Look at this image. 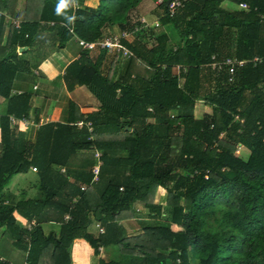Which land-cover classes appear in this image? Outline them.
<instances>
[{"label":"trees","instance_id":"1","mask_svg":"<svg viewBox=\"0 0 264 264\" xmlns=\"http://www.w3.org/2000/svg\"><path fill=\"white\" fill-rule=\"evenodd\" d=\"M16 1L0 0V13L12 14ZM140 1L98 0L95 8L73 10L68 0L58 14L60 0H24L23 22L18 30L8 27L0 52V98L6 103L0 116V228L25 254L24 264H77L86 247L94 255L112 247V257L98 264H264V0H181L171 15L173 0H164L154 28L145 25L153 23L149 19L140 22ZM224 1L236 11L222 9ZM3 22L0 16V39ZM68 26L85 42H101L115 27L118 35L127 34L120 43L129 57L99 46L79 50L64 79L85 87L98 106L80 111L71 105L67 123H47L33 143L26 142L20 121L28 115V95L10 94L14 73L27 68L25 51L17 55L15 48L30 46L41 28L61 45L70 38ZM166 26L181 43L167 47ZM227 60L235 63L231 73ZM198 101L210 106L208 118L192 115ZM9 117L17 119L15 126ZM78 122L90 123L91 132ZM238 145L248 152L245 160L234 155ZM79 151L91 152L90 159L100 154L96 180L91 170L76 177L74 190L59 201L51 194L54 200L6 197L3 203L13 176L33 166L47 184L51 169L66 166ZM158 187L166 191L169 223L123 236L115 223L131 218L136 203L154 209ZM48 209L60 227L44 235L40 225L47 220L40 213ZM92 225L103 230L96 238Z\"/></svg>","mask_w":264,"mask_h":264},{"label":"crops","instance_id":"2","mask_svg":"<svg viewBox=\"0 0 264 264\" xmlns=\"http://www.w3.org/2000/svg\"><path fill=\"white\" fill-rule=\"evenodd\" d=\"M97 1L98 0H85L83 4L89 8H95L97 6ZM23 9L24 0H17L13 11L11 12L12 14L0 13V16H4V19H6V21L3 22L4 27L0 39V52L1 47L6 43L8 27L10 25L13 26L12 22L16 24L19 23L20 27L21 22H23ZM48 23L50 22H46V25H48ZM59 43L60 40L54 33L50 32L49 29L41 28L37 30L35 40L30 46L19 47L17 44V47L15 48L19 49L21 53L25 51V54L21 59L26 62L27 68L14 73L10 86V94L18 95L26 93L28 95L29 110L27 117L23 120L26 122V125L22 122L24 129L22 134L24 140L29 143L35 141L38 130L41 126L47 123L54 125L67 123L72 118V109H70L71 105H75L80 111L83 108H93L98 106V103L95 102V99L85 87L77 85L73 86L70 82L64 79V68L71 61L76 59L78 55L73 54L74 47L71 45L70 38L61 45H59ZM41 44H43V46ZM5 109V100L0 98V116L5 113ZM80 153H83V151L71 155L66 166H63L60 169L74 170L76 167L74 161L77 156L79 157L78 154ZM90 160L92 161V159ZM91 166H93L92 163L89 165L86 173L91 170ZM19 176H21V174L15 175L12 178L19 180ZM15 187L19 188V190L21 189L19 195L23 196L24 199L32 198V190L26 191L27 184H20V186L15 185L14 188ZM24 193H26V195H24ZM40 214L41 218L44 217L47 220L40 225L43 234L47 235L50 232H57L60 227V218L56 215L54 210L48 209ZM126 221L127 220H122V222L118 221V224ZM89 233L95 238L100 234L95 225H92L89 228ZM82 244L84 243L82 242ZM80 249L84 250L85 248L83 245L80 246L78 252L81 253ZM86 249L87 252L85 254L77 253V264H98L100 259L112 257V247H101L98 255L89 253L91 251L90 247H86ZM24 258L25 254L12 245L11 238L6 232H4L3 228H0V262H5L7 264H24Z\"/></svg>","mask_w":264,"mask_h":264},{"label":"rangeland","instance_id":"3","mask_svg":"<svg viewBox=\"0 0 264 264\" xmlns=\"http://www.w3.org/2000/svg\"><path fill=\"white\" fill-rule=\"evenodd\" d=\"M163 1L164 0H141L139 3H141L144 9H143L142 14L139 15V18L149 19L148 21H151V22L157 20L162 15V8L158 6L161 5ZM173 1H176V0H173ZM83 2H85V0L78 1L77 5L79 8L87 7V6H84ZM221 7L222 9H225L226 11H229V12L236 11L237 9V7L234 4L230 3V1L229 2L224 1L221 4ZM4 14H9V13H4ZM4 21H6V19H4ZM153 23H151L150 25L153 26L154 25ZM58 25L59 24H57V26ZM159 27L156 28L154 31L157 32ZM107 31H109L112 36L113 35L117 36L119 33L115 27L109 28L108 30L104 31L103 34H105ZM163 32L165 36L168 37L167 47H174L176 44L181 43V40L179 39L177 33L173 31L171 27L169 26L164 27ZM132 37H133L132 35L128 37L130 42L133 40ZM142 42L143 44L145 43L147 47H150L153 45V44L146 43L145 40H142ZM41 45L43 46V44ZM71 45L74 47L73 54L79 55L80 53L79 48L75 44L73 39H71ZM15 53L20 55L21 52L19 49H15ZM123 65H124V62H122L121 60L117 62L116 69L118 70L119 73L122 72ZM105 67L106 66L103 67V70H105ZM176 70L177 68L174 69L175 73H176ZM117 74L113 75L112 77L113 81L117 80ZM169 114L171 117L176 115L175 112H170ZM209 114H210V106L207 103H204L203 101H200V102L198 101L195 103L193 112H192V115L195 118L197 119L202 118V117L208 118ZM148 122L153 123V121L151 120H147V123ZM78 155H79V157L77 156L78 159L76 158V160L74 161V165H76L74 170H69V169L62 170V169H58L55 167L52 168L51 169L52 172H49L50 181L47 184L39 180L37 173L32 170L33 166H31L28 169L27 174L19 176L20 177L19 180H16L15 178H11L12 180L10 179L11 181H9L7 186L2 191V194L4 197L2 198L3 203L5 204L9 202V200L6 197H11V199L14 202L17 200L22 201L24 199L23 196L19 195L21 189L19 190V188L17 187L14 188L15 185L20 186V184H24V185L27 184L26 191L32 190L31 191L32 198H40V199L45 198V197L51 198L52 196L50 195L53 194V196H57V197L56 198L52 197V199L54 200L55 198L59 201L60 196L64 195L66 191L71 192L74 190L72 184L70 183H72V181H74L76 177L82 178V175L86 173L87 169L89 168L90 154L83 152ZM234 155L242 160H245L247 158L248 152L244 147H241L240 145H238L234 151ZM92 160H94V157L92 158ZM86 177L88 178L89 175L87 174ZM29 187H32V188H29ZM81 187L82 189L85 188V186L83 185H81ZM24 195H26V193H24ZM166 198H167V195H166L165 189L158 187L156 188L154 196L152 198V203L155 206L154 209L147 210L146 208L142 207L141 204L136 203L135 207L133 208L131 212V218L126 219L127 221L121 224H118L119 222L115 223L116 226L121 229V234L123 236L135 235L141 230V228L144 225L165 226V224L169 223V218H170L169 211L164 206ZM131 263H134V262H127V264H131ZM167 264H174V263L168 262ZM190 264H195V262L191 260Z\"/></svg>","mask_w":264,"mask_h":264},{"label":"built area","instance_id":"4","mask_svg":"<svg viewBox=\"0 0 264 264\" xmlns=\"http://www.w3.org/2000/svg\"><path fill=\"white\" fill-rule=\"evenodd\" d=\"M78 1L79 0H71V7L73 10L79 8L78 7ZM181 0H176V1H172V2H168V12L171 15L178 7H180ZM239 7L241 9L245 8L244 4H240ZM140 22L142 24H145L144 19H140ZM154 27H157V23H153ZM13 25V29L18 30L19 29V23L16 24L14 22H12ZM54 23L50 22L48 23V26H53ZM63 26L62 23H59V26ZM146 26L150 27V28H154L152 25L150 24H145ZM66 31L70 37V39H73L75 44L78 46L79 50H86V51H92L94 50L97 46H99L100 48H105L107 50H115L116 53H119L121 55V57H125L128 58L129 57V53L128 51L121 45L120 41L121 38L127 36L126 33L122 32L119 35H113L111 37L105 38L103 39L101 42H85L79 38H77L72 30V27H66ZM257 59H253V61H256ZM224 66L229 67V72H232L233 66L235 65L234 61H229L227 60L226 62L223 63ZM243 64V61L237 62V65L240 66ZM211 68H214V66L212 65ZM9 124L10 127L15 126V124L18 122L17 119L13 118V117H9ZM24 119H22L20 122L24 123L26 125V122L23 121ZM234 121L237 122H242L237 116L234 117ZM23 125V124H22ZM76 126L78 128H81L83 126H85L87 128L88 132H91V126L90 123L86 122H78L76 123ZM94 158H95V164L93 165V167L91 168V175H92V180H96L97 179V175L99 172V167H100V154L95 152L94 153ZM35 172V168L32 169ZM34 225L33 221H31L28 225H27V230H29L32 226ZM98 227V226H96ZM98 232L101 234L102 233V229L98 227ZM100 250V249H99Z\"/></svg>","mask_w":264,"mask_h":264},{"label":"clouds","instance_id":"5","mask_svg":"<svg viewBox=\"0 0 264 264\" xmlns=\"http://www.w3.org/2000/svg\"><path fill=\"white\" fill-rule=\"evenodd\" d=\"M67 5H68V0H60V3L57 5V9H56L57 13L58 14L62 13L67 7Z\"/></svg>","mask_w":264,"mask_h":264}]
</instances>
